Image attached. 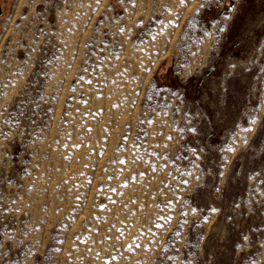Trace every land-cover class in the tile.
<instances>
[{
    "label": "rangeland",
    "instance_id": "obj_1",
    "mask_svg": "<svg viewBox=\"0 0 264 264\" xmlns=\"http://www.w3.org/2000/svg\"><path fill=\"white\" fill-rule=\"evenodd\" d=\"M0 264H264V0H0Z\"/></svg>",
    "mask_w": 264,
    "mask_h": 264
},
{
    "label": "bare ground",
    "instance_id": "obj_2",
    "mask_svg": "<svg viewBox=\"0 0 264 264\" xmlns=\"http://www.w3.org/2000/svg\"><path fill=\"white\" fill-rule=\"evenodd\" d=\"M157 38V37H156ZM154 44V43H153Z\"/></svg>",
    "mask_w": 264,
    "mask_h": 264
}]
</instances>
